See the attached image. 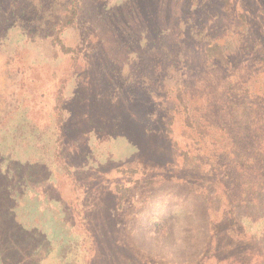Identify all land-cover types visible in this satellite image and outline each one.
<instances>
[{
	"label": "rangeland",
	"instance_id": "obj_1",
	"mask_svg": "<svg viewBox=\"0 0 264 264\" xmlns=\"http://www.w3.org/2000/svg\"><path fill=\"white\" fill-rule=\"evenodd\" d=\"M49 2L0 0V264H180L194 252L183 233L189 216L175 212L169 237L155 224L178 210L188 197L179 184L195 175L181 154L189 140L158 91L172 62L152 52L162 48L156 31L180 35L173 63L191 86L204 45L240 12L264 40V0H233V16L224 0H77L75 26L61 32L77 58L44 26ZM167 5L178 20L163 31ZM255 38L234 65L252 58ZM213 65L218 77L230 73ZM161 175L166 182L145 186Z\"/></svg>",
	"mask_w": 264,
	"mask_h": 264
},
{
	"label": "trees",
	"instance_id": "obj_2",
	"mask_svg": "<svg viewBox=\"0 0 264 264\" xmlns=\"http://www.w3.org/2000/svg\"><path fill=\"white\" fill-rule=\"evenodd\" d=\"M49 1L44 26L52 32L54 43L77 58L78 48L68 46L61 37L63 30L75 26L79 16L77 0ZM232 1L224 0L223 8L229 13ZM209 4H202L201 15L211 10ZM178 8L181 12L183 4ZM166 10L171 16H164L167 26H162L163 31L174 24L176 27L178 20L177 7L167 5ZM197 10L200 11L198 7ZM135 22H131L130 29ZM201 24L207 31L206 17L201 18ZM100 31L112 35L113 41L123 40L118 29L113 33L101 25ZM253 32L247 16L240 12L225 34L204 45L205 69L189 86L182 70L173 63L180 35L174 31L161 36L160 30L156 31L163 41L161 50L153 45L152 52L157 53L154 56L172 62L158 91L171 117L169 123L177 121L182 126V136L189 140V147L181 154L184 165L195 175L189 182L179 184L188 197L178 204V210L175 208L155 224L156 231L169 237L175 215L189 216L183 233L194 252L181 255L180 264H264V51L257 48V43L264 45V40L257 37L256 43ZM192 34L204 41L203 30L193 29ZM251 37L255 44L247 55L252 58L234 65L232 57L240 48L248 51ZM214 62L230 70L228 76L214 75ZM127 80L131 82L132 77ZM161 176L148 178L145 186L166 182ZM165 186L164 189L170 187ZM203 250L206 252L199 258ZM188 256L192 260L186 261Z\"/></svg>",
	"mask_w": 264,
	"mask_h": 264
}]
</instances>
